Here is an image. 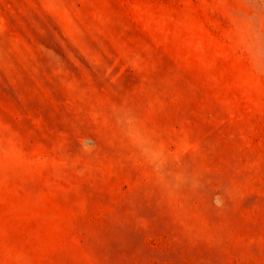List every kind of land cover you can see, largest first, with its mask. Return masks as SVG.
Instances as JSON below:
<instances>
[{
    "label": "rangeland",
    "instance_id": "obj_1",
    "mask_svg": "<svg viewBox=\"0 0 264 264\" xmlns=\"http://www.w3.org/2000/svg\"><path fill=\"white\" fill-rule=\"evenodd\" d=\"M0 264H264V0H0Z\"/></svg>",
    "mask_w": 264,
    "mask_h": 264
}]
</instances>
